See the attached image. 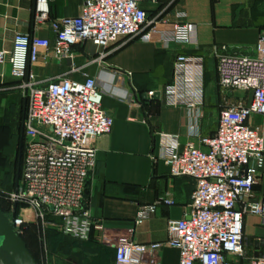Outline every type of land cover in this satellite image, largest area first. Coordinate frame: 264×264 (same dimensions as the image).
Listing matches in <instances>:
<instances>
[{
  "label": "built area",
  "instance_id": "1",
  "mask_svg": "<svg viewBox=\"0 0 264 264\" xmlns=\"http://www.w3.org/2000/svg\"><path fill=\"white\" fill-rule=\"evenodd\" d=\"M145 1L159 0H83L79 15L53 18L50 0H35V30L51 28L55 44L48 37L16 33L12 51L0 49V69L9 60L25 110L22 173L10 192L15 204L10 219L22 235L35 215L43 244L38 264H50V231L85 240L93 228L102 229L91 215L87 194L96 168V141L112 132L114 118L104 109L95 78L78 81L55 76L44 80L32 67L47 64L51 58L61 61L87 42L99 51L93 62H103L112 45L134 38L198 46L193 24L150 19ZM221 49L226 51L227 46ZM216 55L221 88L250 91L252 100L222 108L216 132L199 135L207 150L194 142L182 144L179 134L161 133V158L170 174L195 180L192 203L185 217L168 220L166 242L142 243L120 237L114 244L116 264H150L147 256L163 246L180 250L179 264H240L245 216L256 215L264 224V198L254 197V186L264 176V135L249 122L254 114L264 116V33L253 55ZM205 67L202 55H177L172 81L163 90L164 105L183 108L188 116L201 120ZM146 95L151 100L157 92L150 90ZM161 201L142 206L136 223L150 219L162 204L173 202L167 196ZM247 264H264V255L250 258Z\"/></svg>",
  "mask_w": 264,
  "mask_h": 264
},
{
  "label": "crops",
  "instance_id": "2",
  "mask_svg": "<svg viewBox=\"0 0 264 264\" xmlns=\"http://www.w3.org/2000/svg\"><path fill=\"white\" fill-rule=\"evenodd\" d=\"M82 4L83 0H50L51 16H77ZM143 6L150 19L160 17L193 24V38L198 46L134 38L112 45L103 62H93L99 51L87 42L75 47L72 55L61 61L51 58L47 64L32 67L44 80L55 76L78 81L87 76L95 78L104 109L114 118L112 132L96 141V168L87 194L88 208L102 229L93 228L85 240L50 231L47 234L50 264H116L114 244L120 237L142 243L166 242L168 220L182 219L189 211L195 180L170 174L161 158V133L179 134L182 144L194 142L207 150L199 135L216 132L222 108L252 100L250 91L226 92L221 88L216 54L255 53L264 33V0H159L145 1ZM34 7L35 0H0V49L12 51L16 33L48 37L52 46L55 44L56 35L51 28L35 30ZM222 46H227V50L222 51ZM182 53L205 57L204 116L199 121L188 116L183 108L164 105V87L171 83L175 59ZM0 71L2 98L13 99L18 83L12 81L9 60ZM213 78L217 89L212 86ZM150 90L158 93L151 100L146 95ZM21 104L24 106L23 97ZM249 122L264 135L263 115L254 114ZM166 196L173 202L162 204L150 219L136 223V214L142 206ZM254 197L264 198V176L254 186ZM243 227L244 257L240 264H247L250 258L264 255V224L260 217L247 214ZM27 244L33 254H38L40 263L43 251L39 245L33 239H28ZM147 259L150 264H179L180 250L163 246Z\"/></svg>",
  "mask_w": 264,
  "mask_h": 264
},
{
  "label": "rangeland",
  "instance_id": "3",
  "mask_svg": "<svg viewBox=\"0 0 264 264\" xmlns=\"http://www.w3.org/2000/svg\"><path fill=\"white\" fill-rule=\"evenodd\" d=\"M12 81L18 83V80L15 78ZM212 81V86H214V89H217L215 79L213 78ZM2 92L3 90L0 89V205L6 207V210H8L12 216L15 204L10 198V192L16 188L21 179L22 158L24 153V142L21 140V120L23 118L22 113H24L25 110L23 104L19 106L23 97L20 90L13 91V99L2 98ZM12 105L15 107L8 109ZM4 191L10 192L5 194ZM7 202L8 204L10 203L8 208L6 205ZM31 218L34 221L33 224L37 225L34 214L31 215ZM31 227L32 226H28L29 232L26 238L29 240L33 239L35 243H38L36 241V239H38L39 248L43 251V244L40 241L39 234L36 229ZM48 243L49 242H47V245L49 246Z\"/></svg>",
  "mask_w": 264,
  "mask_h": 264
},
{
  "label": "water",
  "instance_id": "4",
  "mask_svg": "<svg viewBox=\"0 0 264 264\" xmlns=\"http://www.w3.org/2000/svg\"><path fill=\"white\" fill-rule=\"evenodd\" d=\"M0 264H38L26 241L17 232L14 222L1 209Z\"/></svg>",
  "mask_w": 264,
  "mask_h": 264
},
{
  "label": "trees",
  "instance_id": "5",
  "mask_svg": "<svg viewBox=\"0 0 264 264\" xmlns=\"http://www.w3.org/2000/svg\"><path fill=\"white\" fill-rule=\"evenodd\" d=\"M149 101V100H148ZM148 101H146V102H148ZM5 192V194H8L10 191H4ZM5 203V202H4ZM10 204V203H9ZM8 204V202H7V208L10 206ZM20 207H21V205H17V211H19V209H20ZM0 209L5 213V214H7L9 217L11 216L10 215V213H9V211L8 210H6V207H4L3 205H0ZM28 226H32L33 227V229H36L37 230V232H38V226L37 225H34L33 223L32 224H29V225H27L26 226V229H25V231H24V234H22L21 236H22V238L26 241V243H27V240H28V238H26V235H27V233L29 232V228H28ZM31 227V228H32ZM36 241L39 243V240L38 239H36ZM35 242V241H34ZM38 243H35V244H37L38 245ZM28 245V244H27ZM33 254V253H32ZM34 256H35V258L36 259H38V254L37 253H34L33 254Z\"/></svg>",
  "mask_w": 264,
  "mask_h": 264
}]
</instances>
